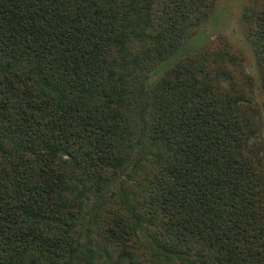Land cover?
<instances>
[{"label": "trees", "instance_id": "obj_1", "mask_svg": "<svg viewBox=\"0 0 264 264\" xmlns=\"http://www.w3.org/2000/svg\"><path fill=\"white\" fill-rule=\"evenodd\" d=\"M217 1L0 0V264H264L242 56L150 81ZM243 18L264 97V0Z\"/></svg>", "mask_w": 264, "mask_h": 264}, {"label": "rangeland", "instance_id": "obj_2", "mask_svg": "<svg viewBox=\"0 0 264 264\" xmlns=\"http://www.w3.org/2000/svg\"><path fill=\"white\" fill-rule=\"evenodd\" d=\"M258 0H218L212 15L199 27L196 35L188 40L185 45L170 59L163 62L151 75L150 81L161 76L166 69L188 53L201 50L210 44L227 40L232 47L242 56L246 73L254 79L255 95L260 109V131L252 140V145L264 157V97L261 91L260 73L255 54L247 39L244 13L248 6Z\"/></svg>", "mask_w": 264, "mask_h": 264}]
</instances>
